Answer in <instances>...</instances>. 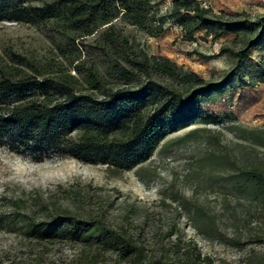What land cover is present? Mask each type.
I'll return each mask as SVG.
<instances>
[{
    "label": "rangeland",
    "instance_id": "obj_1",
    "mask_svg": "<svg viewBox=\"0 0 264 264\" xmlns=\"http://www.w3.org/2000/svg\"><path fill=\"white\" fill-rule=\"evenodd\" d=\"M211 15L228 21H245L243 28L219 37L196 31L186 39L171 21L165 32L153 36L115 20L139 51L166 55L180 69L193 70L207 82L220 81L236 62L234 51L244 47L264 23V0H200ZM160 14L171 9L170 0H155ZM263 19V20H262ZM258 22L253 31L251 22ZM96 33L79 39L81 58L97 53L96 65L106 58L93 48ZM51 22L31 24L0 19V57L12 52L42 61L53 59L70 66L62 56L64 38L50 31ZM73 50V56L77 55ZM66 53L68 52L65 51ZM252 58L264 54V40L250 49ZM79 61V60H77ZM75 61V62H77ZM246 62L229 83L212 93L207 105L216 120L194 121L170 132L150 158L131 169L85 162L55 152L36 159L0 145V264H117L119 253L98 232L81 237L62 229L48 236L39 223L68 215L101 221L130 237L148 258L194 260L197 264H262L264 262V208L242 189L244 173L264 167V147L247 132L264 125V82L241 93L239 85L251 81ZM153 79L184 87L173 78ZM121 260V261H119ZM181 260V261H182Z\"/></svg>",
    "mask_w": 264,
    "mask_h": 264
},
{
    "label": "trees",
    "instance_id": "obj_2",
    "mask_svg": "<svg viewBox=\"0 0 264 264\" xmlns=\"http://www.w3.org/2000/svg\"><path fill=\"white\" fill-rule=\"evenodd\" d=\"M170 1L171 9L160 14L155 0H0V19L51 22L50 31L59 33L65 41L62 56L72 57L70 63L75 70L72 73L63 62L42 61L16 52L8 59L0 57V145L36 159L55 152L131 169L148 160L166 136L181 125L192 120H216L206 104L246 62L252 66L251 81H243L242 76L238 87L241 93L255 87L252 79L256 76L264 82V54L257 61L250 53L264 40V23L244 47L234 51V66L216 82L205 81L193 70L180 69L166 55L149 56L143 49L138 51L115 23L121 20L160 36L165 23L171 21L182 28L186 39H194L195 32L202 28L217 38L230 31L239 32L245 23L212 16L211 9L200 0ZM105 24L93 45L106 58L105 68L100 69L93 51H87L89 65L80 59L79 47L84 43L79 39L96 33ZM251 24L249 31L259 23ZM74 49L76 56L72 54ZM153 74L179 80L185 86L158 82ZM247 132L246 138L264 147V125ZM242 189L260 200L264 208V167L245 171ZM39 225L48 236L62 229L72 237L98 232L119 253L123 263L117 264H197L192 259L148 258L130 237L101 221L68 215Z\"/></svg>",
    "mask_w": 264,
    "mask_h": 264
}]
</instances>
